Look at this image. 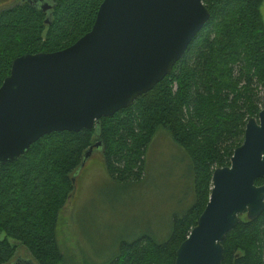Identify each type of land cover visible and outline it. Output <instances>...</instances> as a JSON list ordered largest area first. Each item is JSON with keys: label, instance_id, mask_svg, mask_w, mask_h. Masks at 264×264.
I'll use <instances>...</instances> for the list:
<instances>
[{"label": "trees", "instance_id": "trees-1", "mask_svg": "<svg viewBox=\"0 0 264 264\" xmlns=\"http://www.w3.org/2000/svg\"><path fill=\"white\" fill-rule=\"evenodd\" d=\"M202 1L210 22L153 91L92 130L45 136L18 161L0 166V264L13 263L20 246L32 255L31 264H62L59 215L75 193L74 175L86 154L101 149L114 181L138 183L162 129L191 160L195 204L175 219L167 242L144 237L123 243L107 264L176 263L209 203L214 172L231 166L248 122L263 109V0ZM34 2L0 12V89L18 58L60 52L87 35L104 0H45L48 12ZM243 217L223 242V264H264V213L252 222Z\"/></svg>", "mask_w": 264, "mask_h": 264}, {"label": "water", "instance_id": "water-1", "mask_svg": "<svg viewBox=\"0 0 264 264\" xmlns=\"http://www.w3.org/2000/svg\"><path fill=\"white\" fill-rule=\"evenodd\" d=\"M40 8L52 6L42 0ZM210 20L202 0H104L92 30L75 45L18 58L0 89V166L45 136L92 130L130 108L173 71ZM261 179L264 91L259 119L248 122L231 166L214 172L209 203L175 264H223L226 236L243 216L252 222L264 213Z\"/></svg>", "mask_w": 264, "mask_h": 264}, {"label": "rangeland", "instance_id": "rangeland-1", "mask_svg": "<svg viewBox=\"0 0 264 264\" xmlns=\"http://www.w3.org/2000/svg\"><path fill=\"white\" fill-rule=\"evenodd\" d=\"M21 1L0 0V12ZM261 13L264 20V0ZM74 176L75 193L59 215L56 233L62 264H107L123 243L144 237L165 243L172 236L175 219L185 215L196 200L191 160L165 129L148 148L141 182L114 181L101 149ZM31 261L30 252L20 246L11 264Z\"/></svg>", "mask_w": 264, "mask_h": 264}, {"label": "flooded vegetation", "instance_id": "flooded-vegetation-1", "mask_svg": "<svg viewBox=\"0 0 264 264\" xmlns=\"http://www.w3.org/2000/svg\"><path fill=\"white\" fill-rule=\"evenodd\" d=\"M28 1H29V0H28ZM30 1H31V0H30ZM34 1H36V0H34ZM41 2H42V0H40V2H38V3H37V2H34V4L40 6V3H41Z\"/></svg>", "mask_w": 264, "mask_h": 264}]
</instances>
